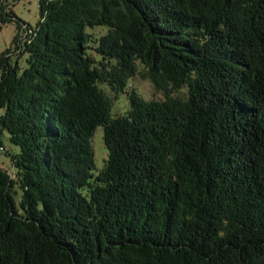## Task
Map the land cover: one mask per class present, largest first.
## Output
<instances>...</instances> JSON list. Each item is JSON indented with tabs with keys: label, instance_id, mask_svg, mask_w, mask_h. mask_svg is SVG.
Wrapping results in <instances>:
<instances>
[{
	"label": "trees",
	"instance_id": "16d2710c",
	"mask_svg": "<svg viewBox=\"0 0 264 264\" xmlns=\"http://www.w3.org/2000/svg\"><path fill=\"white\" fill-rule=\"evenodd\" d=\"M9 1L0 264H264V0Z\"/></svg>",
	"mask_w": 264,
	"mask_h": 264
},
{
	"label": "rangeland",
	"instance_id": "374dc122",
	"mask_svg": "<svg viewBox=\"0 0 264 264\" xmlns=\"http://www.w3.org/2000/svg\"><path fill=\"white\" fill-rule=\"evenodd\" d=\"M40 0H10L9 10L14 13V15L23 23L30 25L35 28L40 22ZM107 30L105 28H98L96 30H91L90 33L94 38H100L106 34ZM17 35V28L15 24L2 25L0 23V55L5 51L14 48L13 41ZM24 36V35H23ZM94 57L96 54L91 52ZM23 64L24 59L19 60ZM130 89L135 90L147 101H163L164 95L161 91L157 90L154 85L145 78V71L140 68V75L130 83ZM173 97H178V93H174ZM128 107L127 97L120 96L115 101L114 113L116 115H121L126 111ZM1 115V111H0ZM104 132L99 129L93 139V148L95 153L96 165L98 168H102L108 157L107 149L104 145L103 140ZM4 150V151H3ZM19 152V148L11 144L9 140V135L6 131H3L0 135V167L6 170H12V162L7 153ZM12 178L14 179L13 172Z\"/></svg>",
	"mask_w": 264,
	"mask_h": 264
}]
</instances>
